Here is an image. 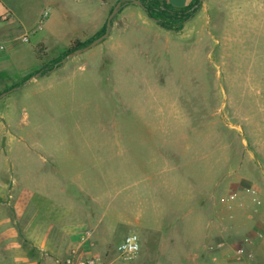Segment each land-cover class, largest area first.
<instances>
[{"label":"rangeland","instance_id":"1","mask_svg":"<svg viewBox=\"0 0 264 264\" xmlns=\"http://www.w3.org/2000/svg\"><path fill=\"white\" fill-rule=\"evenodd\" d=\"M109 1L111 9L117 5ZM83 5L105 13L103 0ZM60 14L52 11L43 31H32L35 20L25 26L20 34L29 37L28 52L0 74V116H8L0 119V146L9 145L1 137L8 134L24 140L14 155L21 169L40 162L32 149L89 189L97 179L106 183L95 190L101 195L108 186L116 198L115 242L140 237L139 228L120 224V214H138L143 198L151 215L168 199L169 186L176 185L178 197L202 200L226 184L230 196L252 181L264 192V0H203L181 32L161 28L142 6L125 4L105 40L36 77L72 40L95 37L93 27L71 31ZM40 35L48 49L33 50ZM31 74L35 81L27 83ZM110 173L113 181L102 180ZM115 242L97 254L116 257ZM153 254L141 246L136 260Z\"/></svg>","mask_w":264,"mask_h":264},{"label":"crops","instance_id":"2","mask_svg":"<svg viewBox=\"0 0 264 264\" xmlns=\"http://www.w3.org/2000/svg\"><path fill=\"white\" fill-rule=\"evenodd\" d=\"M84 1L94 2L74 0L79 5L73 6L72 0H0V42L9 46L0 56V74L28 52L21 41L25 35L20 32L33 20L31 29L36 31L44 11H49V17L52 11H59L71 31H91L93 27V36L101 31L112 2L103 0L105 13L100 15L84 6ZM180 2L185 7L192 0ZM48 43L47 37L37 36L33 50L48 49ZM0 119L7 121L8 116L2 114ZM1 137L7 138L9 145L0 146V264H55L72 248L97 258L99 264H264V192L254 181L245 183L236 196H230L226 184L204 200L193 194L178 197L176 185L171 184L168 199H160L151 215L144 212L141 198L140 212L133 217L120 214L119 221L139 228L141 246L155 254L136 260L125 259L116 251V257L107 259L97 254V249L115 242L110 214L116 198L108 186L101 195L95 190L99 183H106L97 179L91 190L86 186L90 183L61 172L53 157L32 149L33 158L40 154V162L21 169L23 165L16 163L14 155L17 149L23 150L20 145L24 140L12 134ZM112 179L110 173L102 180ZM252 191L253 198L245 195ZM250 198L253 203L245 204Z\"/></svg>","mask_w":264,"mask_h":264},{"label":"trees","instance_id":"3","mask_svg":"<svg viewBox=\"0 0 264 264\" xmlns=\"http://www.w3.org/2000/svg\"><path fill=\"white\" fill-rule=\"evenodd\" d=\"M142 2V7L145 10L148 17L154 20L158 26L163 29L181 32L185 28L186 24L195 18L202 8L201 0H193L188 6L176 7L173 4L167 2L166 0H140ZM123 7V6H122ZM121 10L119 12L122 11ZM114 7L110 10L109 15L113 11ZM107 20L101 31L96 33L95 37L86 41H81L80 39L72 40L69 48L63 52V54L57 59L53 60L51 63L42 64L38 69L36 74H40V77L48 75L57 66V64L64 59L68 54L72 53L77 49L84 48L92 43L95 39L101 37L106 32ZM60 68V67H57ZM34 75H28L26 80H30ZM23 81V82H25ZM23 84H16L14 87H21Z\"/></svg>","mask_w":264,"mask_h":264},{"label":"built area","instance_id":"4","mask_svg":"<svg viewBox=\"0 0 264 264\" xmlns=\"http://www.w3.org/2000/svg\"><path fill=\"white\" fill-rule=\"evenodd\" d=\"M49 18V11H44L39 19L36 31H41L44 28L46 21ZM6 19V17H4ZM23 43L29 42V37H22ZM9 51L7 43L0 42V56ZM87 237L90 233L87 232ZM137 245L139 246L137 250ZM141 249L140 238L137 234L132 233L126 235L117 246V252L125 259H134L138 256ZM55 264H99V260L94 257H89L82 254L80 248H72L63 258L58 259Z\"/></svg>","mask_w":264,"mask_h":264},{"label":"water","instance_id":"5","mask_svg":"<svg viewBox=\"0 0 264 264\" xmlns=\"http://www.w3.org/2000/svg\"><path fill=\"white\" fill-rule=\"evenodd\" d=\"M203 1V0H201ZM127 3H133V4H136V5H139V6H142V2L140 0H125V1H119L117 3V5L114 7L113 11L111 12V14L108 16V19H107V27H106V32L99 38L95 39L92 43H90L88 46L84 47V48H81V49H77L75 51H73L72 53L68 54L64 59H62L58 64L57 66L51 71H55L57 70L58 68L57 67H62L63 65H65V63L72 59L73 57L89 50L90 48L96 46L97 44H99L100 42H102L103 40H105L109 34H110V31H111V25H112V20L113 18L115 17V15L120 11L121 7ZM36 77H40V74H37ZM31 80V79H30ZM29 80V81H30ZM29 81L27 83H29ZM3 95L0 96V98L2 97Z\"/></svg>","mask_w":264,"mask_h":264},{"label":"clouds","instance_id":"6","mask_svg":"<svg viewBox=\"0 0 264 264\" xmlns=\"http://www.w3.org/2000/svg\"><path fill=\"white\" fill-rule=\"evenodd\" d=\"M139 246L137 245V250H138Z\"/></svg>","mask_w":264,"mask_h":264}]
</instances>
